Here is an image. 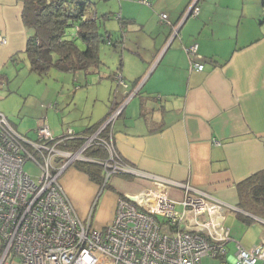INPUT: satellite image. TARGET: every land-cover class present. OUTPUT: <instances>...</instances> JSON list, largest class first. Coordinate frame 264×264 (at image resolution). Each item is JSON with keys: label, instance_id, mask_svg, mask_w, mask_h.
<instances>
[{"label": "crops", "instance_id": "0c3cea01", "mask_svg": "<svg viewBox=\"0 0 264 264\" xmlns=\"http://www.w3.org/2000/svg\"><path fill=\"white\" fill-rule=\"evenodd\" d=\"M146 1L121 0L119 12H105L118 24L116 33L106 30V37L125 51L114 73L128 86L117 83L123 89L116 91L101 119L81 126L63 121L65 133H85L126 102L114 122L113 138L119 156L135 173L111 174V187L97 184L89 199L71 187L70 181L87 177L74 168L62 181L70 202L83 221L91 216V225L103 230L115 216L119 197L139 194L161 177L203 191L211 201L228 205L229 214L237 212L241 223L257 221L264 228V218L239 204V183L264 171L263 0H198V15L182 24L193 0ZM23 11L22 0H0V36L7 39L0 45V86L4 69L27 57L30 30ZM193 44L198 45L195 56L188 51ZM196 62L204 65L202 71L194 68ZM10 120L19 132L22 120ZM51 132L56 138L65 134ZM167 190L177 202L184 198L179 185L169 184ZM246 229L236 235L245 248L263 242L264 229L256 242L245 245Z\"/></svg>", "mask_w": 264, "mask_h": 264}, {"label": "built area", "instance_id": "2783aa9c", "mask_svg": "<svg viewBox=\"0 0 264 264\" xmlns=\"http://www.w3.org/2000/svg\"><path fill=\"white\" fill-rule=\"evenodd\" d=\"M197 3L192 1L181 22L198 15ZM6 43L0 36V45ZM197 49L193 44L188 51L195 56ZM193 66L204 69L199 62ZM118 82L128 86L121 76ZM122 106H114L89 136L68 129L56 138L47 125H39L30 139L0 114V264H201L205 256L220 264H264V240L245 248L225 225L229 206L186 183L154 177L146 190L118 198L115 216L103 230L91 225V216L85 221L78 216L60 180L72 164H101L107 177L135 173L119 156L112 133ZM108 127L111 132L102 136ZM71 138H82L83 144L76 151L61 149ZM94 145L105 148L107 158L85 155ZM29 160L40 169L37 180L24 170ZM169 184L185 189L181 201L169 196ZM231 242H236L233 256Z\"/></svg>", "mask_w": 264, "mask_h": 264}, {"label": "rangeland", "instance_id": "374dc122", "mask_svg": "<svg viewBox=\"0 0 264 264\" xmlns=\"http://www.w3.org/2000/svg\"><path fill=\"white\" fill-rule=\"evenodd\" d=\"M67 1L73 2V0ZM87 1L99 15L105 12H119L124 7V3L121 6L119 0ZM101 27L103 32L110 29L116 33L118 30V24L113 19L102 22ZM121 53H125L124 46L120 45L116 49L107 42L101 43L102 64L100 70L91 71L88 74L84 71L63 72L52 67L48 71V75L40 77L38 73L31 70V62L28 57L10 63L3 71L6 75L4 85L0 86V114L9 120L12 117L21 119L22 122L17 123L19 133L30 139L36 138V130L39 125H47L51 130L57 131L55 133L60 136L65 133L63 126L67 127L63 124L64 122L73 121L75 124L72 125L81 126L86 121L88 123L89 119H93V121L101 119L109 111L116 91L123 89L117 84L120 73H114L117 70ZM77 164L79 163L72 164L61 175L60 180H65ZM24 170L34 180H37L40 175V169L33 160L26 162ZM114 176L120 177V175ZM104 179L106 180V175ZM106 181L112 182L109 179ZM70 184L74 191L89 199L93 187L97 186V183L88 176L86 180L75 179L74 183L70 181ZM103 196L98 203L94 220L97 218ZM226 226L231 227L233 235L237 236L241 235V229L245 226L247 228L244 236L245 245L256 242L264 229L257 221L248 224L241 223L238 221L235 211H230ZM234 247H236V242L229 243V256L235 254ZM201 264H220V262L218 259L205 256L201 259Z\"/></svg>", "mask_w": 264, "mask_h": 264}, {"label": "trees", "instance_id": "16d2710c", "mask_svg": "<svg viewBox=\"0 0 264 264\" xmlns=\"http://www.w3.org/2000/svg\"><path fill=\"white\" fill-rule=\"evenodd\" d=\"M22 1L24 2L23 21L30 30L25 53L30 59L31 70L40 77L48 75L52 67L63 72H95L102 64L100 44L110 42L115 45L116 43L110 37H106L107 34L101 27L102 22L110 18V13L97 16L94 11L89 15L93 8L87 0H73L71 3L67 0ZM106 118L85 133H76V135L93 134ZM110 132L111 128L108 127L103 130L102 136L106 137ZM82 144V138H71L60 144V148L76 151ZM85 155L93 159H105L108 153L105 148L94 145L85 151ZM76 163L79 164L75 168L85 173L92 181L102 187H111L106 181L110 176L107 177L103 165L87 161ZM117 174L123 173L117 172ZM239 190L240 207L264 218V171L257 172L240 182ZM242 219L250 222L247 218Z\"/></svg>", "mask_w": 264, "mask_h": 264}, {"label": "water", "instance_id": "95a60500", "mask_svg": "<svg viewBox=\"0 0 264 264\" xmlns=\"http://www.w3.org/2000/svg\"><path fill=\"white\" fill-rule=\"evenodd\" d=\"M187 18H188V17H187ZM187 18H186V19H187ZM186 19H185V20H186ZM185 20H183V21L181 22V24H182ZM179 28H180V26H179L178 28L175 29V31H174L175 34H176L177 31L179 30ZM172 37H173V36H172ZM125 105H126V102L123 104V106H122V108H121L122 110H123V108L125 107ZM259 221H260V220H259Z\"/></svg>", "mask_w": 264, "mask_h": 264}]
</instances>
